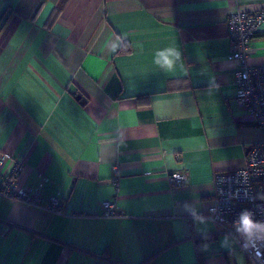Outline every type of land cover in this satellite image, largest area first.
<instances>
[{
    "label": "crops",
    "instance_id": "obj_1",
    "mask_svg": "<svg viewBox=\"0 0 264 264\" xmlns=\"http://www.w3.org/2000/svg\"><path fill=\"white\" fill-rule=\"evenodd\" d=\"M262 7L0 0V154L25 161L19 180L42 202L83 213L0 196V264H250L207 213L216 172L243 167L262 139L237 101L226 24ZM167 48L181 58L166 56L164 71L156 53ZM246 62L264 65V24ZM173 172L186 182L171 185ZM104 200L113 216L102 215Z\"/></svg>",
    "mask_w": 264,
    "mask_h": 264
},
{
    "label": "built area",
    "instance_id": "obj_2",
    "mask_svg": "<svg viewBox=\"0 0 264 264\" xmlns=\"http://www.w3.org/2000/svg\"><path fill=\"white\" fill-rule=\"evenodd\" d=\"M226 24L230 40L228 59L240 64L235 72L237 101L251 116L254 124L262 130V139L250 146L243 167L216 172L213 178V203L207 215L238 243L250 263L264 264V241H257L255 247L246 246V241L236 233L233 226V222L245 209L253 213L255 221L264 222V65L250 66L246 62L250 42L264 24V7L254 12L231 13ZM6 162L10 163L9 172L2 168ZM25 164L23 159L0 154V196L41 207L51 214L69 217L83 215L70 211L58 197L42 202L39 189L24 187L19 176ZM117 174V167H114L112 181L116 186ZM186 178L185 172H173L167 177L168 182L175 186L183 185ZM101 204L103 216L114 215L113 201L104 200Z\"/></svg>",
    "mask_w": 264,
    "mask_h": 264
},
{
    "label": "clouds",
    "instance_id": "obj_3",
    "mask_svg": "<svg viewBox=\"0 0 264 264\" xmlns=\"http://www.w3.org/2000/svg\"><path fill=\"white\" fill-rule=\"evenodd\" d=\"M166 56H174L175 59L179 60L181 58V53L179 50L173 48L160 50L156 53V63L164 71L170 70L173 66L171 61H166L164 59ZM185 210L192 215L197 223L204 222V217L198 214L195 207L185 205ZM233 226L236 233L246 241V246L251 245L255 247L257 241H264V222L255 221L253 219V213L247 209L239 214L238 218L233 222ZM230 240V236L226 235L221 242L222 247H229Z\"/></svg>",
    "mask_w": 264,
    "mask_h": 264
},
{
    "label": "rangeland",
    "instance_id": "obj_4",
    "mask_svg": "<svg viewBox=\"0 0 264 264\" xmlns=\"http://www.w3.org/2000/svg\"><path fill=\"white\" fill-rule=\"evenodd\" d=\"M250 148V147H249ZM250 264H252V263H250Z\"/></svg>",
    "mask_w": 264,
    "mask_h": 264
}]
</instances>
